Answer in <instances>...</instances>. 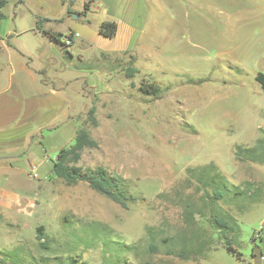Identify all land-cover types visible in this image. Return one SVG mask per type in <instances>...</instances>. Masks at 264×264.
I'll return each mask as SVG.
<instances>
[{"label": "rangeland", "instance_id": "rangeland-1", "mask_svg": "<svg viewBox=\"0 0 264 264\" xmlns=\"http://www.w3.org/2000/svg\"><path fill=\"white\" fill-rule=\"evenodd\" d=\"M145 1L131 59L107 61V72L94 64L65 68L52 53L57 67L45 68L70 80L75 111L96 107L98 124L89 128L98 146L73 164L122 177L133 200L125 208L84 181L65 184L52 171L59 151L44 142L32 179L40 186L14 190L19 210L0 211L3 264H264V161L236 158L237 147L264 143V79L256 78L264 74V0ZM15 3L6 0L1 25L29 26ZM107 42L81 54L117 48ZM46 59L33 57L37 66ZM130 66L137 71L128 77ZM146 84L158 90L139 89ZM68 137L60 134L57 145L74 144ZM216 172L227 194L212 202L207 193L217 184L203 178ZM212 210L235 232L215 228Z\"/></svg>", "mask_w": 264, "mask_h": 264}, {"label": "crops", "instance_id": "crops-1", "mask_svg": "<svg viewBox=\"0 0 264 264\" xmlns=\"http://www.w3.org/2000/svg\"><path fill=\"white\" fill-rule=\"evenodd\" d=\"M15 5L26 12L30 25L17 29L14 23H0V211L4 212L12 211V206L19 210L21 198L14 190L26 187L35 192L43 181L32 180L43 162L35 160L43 143L58 152L65 147L57 145L58 136L66 132L68 141L73 140L86 119L84 111H75L68 96L70 80L45 70L48 64L57 67L52 53L61 58L65 68L84 69L94 64L108 72L107 61L117 62L119 56L126 55L131 59L129 53L140 39L138 30L147 21L148 10L145 0H16ZM74 12L83 14L76 17ZM103 21L116 22L113 37L99 33ZM51 32L58 37L61 34L62 41L70 35L72 43L62 47ZM27 33L29 38L22 40ZM107 41L126 49L118 52V45L104 46L93 57L81 54L91 52L88 50L94 45H107ZM35 54L47 58V63L37 66ZM85 86L83 81L78 93L84 94Z\"/></svg>", "mask_w": 264, "mask_h": 264}, {"label": "trees", "instance_id": "trees-1", "mask_svg": "<svg viewBox=\"0 0 264 264\" xmlns=\"http://www.w3.org/2000/svg\"><path fill=\"white\" fill-rule=\"evenodd\" d=\"M6 4V0H0V20L4 18V13L2 12V8ZM87 7V4H86ZM68 13H72L70 9H68ZM76 15H82L83 12H74ZM77 16V17H78ZM41 18L38 17L37 19V27L39 28V22ZM116 22L114 21H103L100 23L98 31L101 35L104 37L111 38L116 33ZM51 36L56 39V41L62 46L67 47L69 45L65 44L64 41L61 40V34L60 37L58 35L51 32ZM65 37H68L71 39L70 35H66ZM127 76H132L137 69L134 67H128L124 69ZM127 71H129L127 73ZM257 80L262 81L264 79V74H258L256 77ZM140 90H142L145 93H155L158 90V87L153 86L152 84H146L141 85L139 87ZM95 110L96 107L93 103V105L88 109L86 115V119L84 120V123L77 129L75 134V143L68 146L63 147L59 150L55 158L53 159V166L52 171L54 174L61 179L65 184H75L80 181H84L88 184V186L105 195L112 201L116 202L117 204L121 205L122 207L127 208L128 202L130 200H133L132 196L128 193V190L125 186V180L122 177H119L118 175H113L108 170L102 166H98L95 169L83 171L80 167L73 164V162L77 161L82 151L85 148H95L98 146V141L93 138L91 135V131L89 126H97L98 121L95 116ZM238 153L243 150L245 151V155L242 157L238 153L236 154L237 159L241 160H250V161H264V143L261 139L257 142L254 146H246V147H237ZM204 175V174H202ZM200 175V176H202ZM199 176V177H200ZM204 184L209 183V181L214 184H217V188L214 192H212V195L207 193L209 197L211 198V201L214 202L215 200L223 199L225 194L220 190V187L222 183L225 182L222 175L219 173H215L211 177L207 178L204 176L203 178ZM243 191H234L233 194L241 195L243 194ZM212 225L215 228L220 229H228L229 231L235 232V225L229 224L226 220V215L223 213H220L218 211L212 210L210 212V218ZM39 229V228H38ZM223 247L231 253L236 258H240L241 253L238 252L235 247L231 243V239L225 238V241L223 242ZM181 255V254H179ZM0 264H3V262L0 260ZM248 264V263H245Z\"/></svg>", "mask_w": 264, "mask_h": 264}, {"label": "built area", "instance_id": "built-area-1", "mask_svg": "<svg viewBox=\"0 0 264 264\" xmlns=\"http://www.w3.org/2000/svg\"><path fill=\"white\" fill-rule=\"evenodd\" d=\"M63 41L65 42V44L70 45V44L72 43V38L70 39V38H68V37H65V38L63 39ZM31 174H32V173H31Z\"/></svg>", "mask_w": 264, "mask_h": 264}, {"label": "water", "instance_id": "water-1", "mask_svg": "<svg viewBox=\"0 0 264 264\" xmlns=\"http://www.w3.org/2000/svg\"><path fill=\"white\" fill-rule=\"evenodd\" d=\"M73 16H76L77 17L78 15L74 14Z\"/></svg>", "mask_w": 264, "mask_h": 264}]
</instances>
